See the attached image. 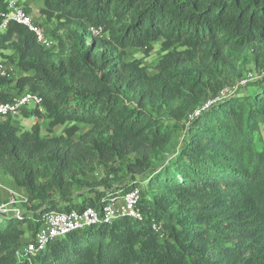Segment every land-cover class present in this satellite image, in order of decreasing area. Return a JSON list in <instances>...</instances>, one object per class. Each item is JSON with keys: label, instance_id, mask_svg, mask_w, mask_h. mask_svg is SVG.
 <instances>
[{"label": "trees", "instance_id": "trees-1", "mask_svg": "<svg viewBox=\"0 0 264 264\" xmlns=\"http://www.w3.org/2000/svg\"><path fill=\"white\" fill-rule=\"evenodd\" d=\"M41 1L57 46L15 23L0 34L19 73L0 78V102L37 93L44 111L22 116L66 127L0 124V177L27 195L21 219L0 221V264H264V78L240 85L264 70V0ZM158 43L153 72L126 60ZM136 187L142 221L18 257L47 213L100 210Z\"/></svg>", "mask_w": 264, "mask_h": 264}, {"label": "built area", "instance_id": "built-area-1", "mask_svg": "<svg viewBox=\"0 0 264 264\" xmlns=\"http://www.w3.org/2000/svg\"><path fill=\"white\" fill-rule=\"evenodd\" d=\"M18 24L26 27L32 32L37 39L39 45L46 49H52L57 46V41L48 35L43 26L35 23L31 14H29L24 6L18 0H8L7 11L0 13V34L6 32L11 24ZM90 31L93 35L99 36L102 33L101 28L92 27ZM16 65L8 62H0V78L12 79L18 76ZM240 85H245L247 80L263 79L264 70L259 74L249 73ZM236 89L225 88L217 97V100L232 96ZM43 101L37 93L23 92L16 95L10 102H0V124L6 122L10 117L19 116L24 108L36 107L43 112ZM141 197V189L136 187L126 193L122 198H114L110 203L105 204L100 210L92 207L84 209H72L68 212L53 211L47 213L43 218V223L36 235L27 241L23 251L17 253L19 258L28 255L29 258L44 251L51 241L61 239L72 232L98 226L101 224H110L114 221L131 218L142 221L144 215L139 207ZM19 199L16 194H11L7 202L0 203V221L6 217H15L21 219L24 209L19 206ZM155 230L159 227L154 226ZM28 258V259H29ZM29 262L31 260L29 259Z\"/></svg>", "mask_w": 264, "mask_h": 264}, {"label": "rangeland", "instance_id": "rangeland-1", "mask_svg": "<svg viewBox=\"0 0 264 264\" xmlns=\"http://www.w3.org/2000/svg\"><path fill=\"white\" fill-rule=\"evenodd\" d=\"M21 3L27 8L31 16L33 17L34 21L40 25L45 26V29H47L49 32L54 29L55 24L54 23H47L45 18L41 17L40 11L44 8V4L41 0H21ZM156 48L154 51H152L150 54H145L143 50H139L136 48L130 49L128 51V55L126 57V60H132L134 58H139L142 59L144 64L148 66L149 71L153 72L154 71V66L157 63V59L160 55V46L159 43L156 44ZM12 54V53H9ZM12 59H3L0 58V62H10ZM12 64V63H11ZM14 65V64H13ZM251 68V65L248 66V69ZM249 76V74H248ZM239 80L233 81L234 83L231 85L226 86V88L229 89H236V85ZM22 112V111H21ZM14 125H21L24 128L29 129L32 126H39L42 130L43 135H53V134H60L62 131L65 129L66 126H57L55 128H51L49 125V121L47 119H44L43 117H34V118H29L27 116H22V113H20V116L15 118L13 120ZM71 124V123H69ZM67 124V125H69ZM84 126V125H81ZM16 194L19 201V206L22 207L25 211V207L23 208V202L26 200V192L17 187L14 181L6 176V177H0V201L2 202H7L8 199L10 198L11 194ZM7 224V222L5 223ZM27 229V228H26ZM30 232H27V238L30 241ZM64 238V237H63Z\"/></svg>", "mask_w": 264, "mask_h": 264}, {"label": "clouds", "instance_id": "clouds-1", "mask_svg": "<svg viewBox=\"0 0 264 264\" xmlns=\"http://www.w3.org/2000/svg\"><path fill=\"white\" fill-rule=\"evenodd\" d=\"M19 1V0H18ZM22 6H24L21 2H19ZM41 24V23H40ZM39 23H38V25H40ZM40 26H42V25H40ZM45 28V27H44ZM30 108V107H29ZM20 116V115H19ZM16 117H18V116H16Z\"/></svg>", "mask_w": 264, "mask_h": 264}]
</instances>
